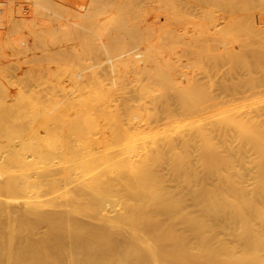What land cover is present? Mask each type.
Wrapping results in <instances>:
<instances>
[{"label":"bare ground","instance_id":"6f19581e","mask_svg":"<svg viewBox=\"0 0 264 264\" xmlns=\"http://www.w3.org/2000/svg\"><path fill=\"white\" fill-rule=\"evenodd\" d=\"M174 1L102 41L112 82L2 80L0 264H264V0L187 21ZM27 10L1 1L0 36Z\"/></svg>","mask_w":264,"mask_h":264},{"label":"rangeland","instance_id":"374dc122","mask_svg":"<svg viewBox=\"0 0 264 264\" xmlns=\"http://www.w3.org/2000/svg\"><path fill=\"white\" fill-rule=\"evenodd\" d=\"M1 1L6 0H0V2ZM11 1L16 4L17 8H21L22 11L23 9L28 10L23 13L25 18L22 20L18 19L9 34L0 36V87L2 85V80L9 79V77H13L10 81L16 83L17 79L14 78L12 72L19 71L22 77H25V79L28 78L27 80H32L34 78L32 82L34 83L35 81V91L43 87L44 89L42 88L41 94L47 95V89L45 88L50 86V92L55 91L59 100H63L64 96L58 91V87L68 86L70 83L74 82L75 79L76 81L77 79L80 81L81 76L79 75L85 77L88 83L91 84L100 82L101 79L104 80L107 74L111 75V64L109 60L113 56H106L108 54H104L106 57L102 58L104 55L100 52L101 46L105 40L108 41V38L111 36L114 37L113 35L116 33L119 41L122 36H130L133 34L143 35L144 32L152 35L153 33L151 34L149 31L135 29L133 26L135 23L134 20L136 21V18H138L140 21H143L146 17V19L151 21V19L153 20L155 16L160 14L151 11L152 8H149L152 7L148 5L151 3L149 2L151 0H145L146 3H142L141 1L143 0H50V5L39 0V4L42 7L37 9L34 4L36 0ZM228 1L231 0H219V2L218 0H177V2L174 1V3L176 2V9H180L177 11L178 15L187 21L190 19H204L209 13L208 10L214 8L212 6L216 4L217 10L225 9V6L228 7L231 4ZM237 2H240V0H237ZM237 2L234 1V4H240ZM226 3L227 5H225ZM220 5H224V7ZM238 7H236L237 12L240 11ZM138 10L140 12H138L139 14L137 15ZM145 11L148 12L146 13ZM142 12H145L144 14L146 15ZM220 14L223 13L220 12L218 15ZM160 16H162V14H160ZM148 20L147 24L149 23ZM121 22H126V26L128 24V27L125 26L124 29L116 31L118 23ZM145 33L144 35L146 36ZM38 34L43 38V44L40 42L37 45L33 44L36 42L35 40L37 39H35V36ZM149 34H147V36H150ZM79 36H81V39L83 37L84 41L82 42L85 43L81 45L82 47L77 49L79 51L77 54L78 57L74 58L75 55H72L71 50L73 51L76 47L72 39ZM26 38L30 41L33 39L30 44V49H32L31 52L34 51L32 53L29 52L31 55L26 54L27 56L23 55L24 57L17 56L10 49L11 47H9L8 42L13 39ZM60 46L63 47L61 48ZM60 48L63 51L61 53H59V51H61ZM121 48L122 47H120V49ZM122 50L123 48L121 51ZM126 50H130V47ZM45 52H47L48 55ZM42 55L46 59H43ZM38 57H40V59ZM119 57L117 56L118 62L117 59H115L116 57L114 58L115 62L119 63L124 56ZM121 65L122 64L118 66L117 64V73L125 72V68ZM190 70L191 69L188 71ZM103 72L105 73L104 75ZM107 78L110 82L114 81L112 76L107 75ZM108 79L106 82L109 81ZM39 83L43 85L40 86ZM35 85H39L40 87ZM6 100L0 89L1 104ZM249 179L250 175H248L247 181H249Z\"/></svg>","mask_w":264,"mask_h":264}]
</instances>
